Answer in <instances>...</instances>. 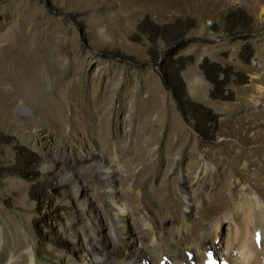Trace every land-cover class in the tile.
<instances>
[{
  "label": "rangeland",
  "instance_id": "374dc122",
  "mask_svg": "<svg viewBox=\"0 0 264 264\" xmlns=\"http://www.w3.org/2000/svg\"><path fill=\"white\" fill-rule=\"evenodd\" d=\"M236 8L251 17L252 32L247 37H230L222 31L223 17ZM145 17L157 24L185 17L196 20V28L188 34L195 39L178 56L188 62L181 76L189 98L218 118L212 141H203L193 130V121L182 117L157 68L149 62L148 41L129 39ZM212 24L220 30L212 32ZM2 50H15L19 57L33 63L31 68H43L44 73L72 71L82 78L81 89L87 100L80 106L82 114L74 125L65 122L58 129L50 120L38 121L36 107L27 101L17 102L15 84L8 79L12 77L5 78L12 70L25 67L0 63V96L6 93L9 98L6 113L0 110V264H109L100 254L92 256L93 247L100 248L101 244L92 246L89 242V237H101L111 251L112 224L119 213L110 199L107 178L98 167L110 165L111 157L102 153L90 156L100 133L84 121L95 125L99 114H110L105 121L111 131H117L124 125L125 115L136 114L133 103L156 101L160 111L153 116L154 124H160L163 118L161 138L154 146L156 165L172 124L188 133L201 164L208 163L207 169H197L189 185H184L183 170L176 171L175 184L167 195L170 210L164 214L165 196L160 197L159 183L153 179L158 167L145 174L139 164L130 173L121 169L115 187L126 205L139 208L138 216L125 224L135 246L150 243L146 220L162 240L170 222L185 211V197L195 206L201 205L202 199L209 200L207 189L194 200L200 177L225 172L235 184L245 183L249 163L264 158V139L253 143L241 137L245 133L253 137L255 129L245 127L262 102L259 87L264 88L260 80L264 73V0H0V55ZM113 51L135 61L109 56ZM205 61L220 69L219 79L224 78L223 70L230 72L223 92L227 99L210 97L212 85L201 67ZM39 89L35 87L34 93L39 94ZM20 114V119L15 118ZM67 114L70 117L72 110ZM110 137L115 142L113 133ZM18 153L27 159L25 171L20 168L25 160L18 158ZM179 159L181 155L176 156ZM165 175L169 184L172 168ZM174 228L167 242L170 251V245H176L181 236L176 235L177 225ZM186 247L184 242L179 250L185 253ZM214 254L221 259L219 251Z\"/></svg>",
  "mask_w": 264,
  "mask_h": 264
},
{
  "label": "bare ground",
  "instance_id": "6f19581e",
  "mask_svg": "<svg viewBox=\"0 0 264 264\" xmlns=\"http://www.w3.org/2000/svg\"><path fill=\"white\" fill-rule=\"evenodd\" d=\"M17 54L19 53L15 50H11L10 53L2 50L0 55L2 64L10 66L13 63L18 69L21 65L25 67L5 74V78L10 75L12 78L8 79L15 84V100L33 104L37 109L38 121L50 120L58 129H62L65 122L74 125L75 120L82 114L79 110L80 106L87 100L81 89L82 78L72 71L56 70L52 73H44L43 68H31L33 63ZM260 80L264 83V73ZM35 87L41 89L39 94L34 93ZM259 88V98L262 102L255 109V118H250L245 127L246 130L254 128L255 132L251 138L247 133L242 134L244 142L257 143L264 139V88L261 86ZM8 100V95L1 93L0 110L4 112L8 110ZM113 100L112 98L111 103ZM133 105L137 108L136 114L125 115L124 125L117 131L114 129L112 132V128L105 121L109 120L110 114L109 117L99 114V123L95 125L93 122L92 125L84 121L86 126L97 129L100 133L98 134L100 141L97 146L94 145V151H91L90 156L94 158L97 153L98 156L102 153L104 157H111L110 165L98 167L111 187L108 191L110 199L119 208V213L112 224L114 245L111 251L106 247L103 238L99 237L95 240L89 237L92 246L101 244L100 248L93 247L92 256L97 258L100 254V257L109 264H264V158L261 157L246 167L248 176L245 183L235 184L225 172L200 177V181L196 182L194 200L201 198L202 189L209 191V200L202 199L201 205L195 206L191 198L185 197L183 201L185 211L179 219L175 218L170 222L162 240L159 239L154 225L146 220L145 222L148 221L146 231L149 236L151 235L150 243L147 246L132 244V238L125 231V224L130 218L138 216L139 208L126 205L120 191L115 187L117 174L121 173V169L124 168L130 173L139 164L143 165L142 173L145 174L151 173L158 167V174L153 179L159 183L160 197L165 196L161 211L164 214L170 210L167 195L171 186L175 184L176 171L183 170L184 185H189L198 168L202 170L208 168V163L205 161L201 164L194 149L191 148L188 133L185 135L178 129L179 126L173 124H168L169 131L165 135L164 145L160 148L158 165H156L154 146L161 138L163 118L160 124H154L153 116L160 111V107L156 101L150 99L135 102ZM69 109L72 110L70 117L67 114ZM20 117L21 114L15 116L19 119ZM32 122L34 123L33 120ZM112 133L115 142L110 137ZM177 155H181V159L176 160ZM171 168L173 175L168 184L165 174ZM176 225V235L181 236L176 245H170L172 247L170 251L167 249L169 247L167 242L175 233ZM184 242L187 247L186 252L182 253L179 247ZM215 250L221 253V259L214 254Z\"/></svg>",
  "mask_w": 264,
  "mask_h": 264
},
{
  "label": "trees",
  "instance_id": "16d2710c",
  "mask_svg": "<svg viewBox=\"0 0 264 264\" xmlns=\"http://www.w3.org/2000/svg\"><path fill=\"white\" fill-rule=\"evenodd\" d=\"M224 35L230 37H247L252 32V20L247 13L240 8L229 11L222 19ZM196 20L191 17L178 18L172 22L157 24L149 17H145L135 28L129 39L135 42L143 40L149 43L150 63L157 68L164 86L171 92L176 107L185 120L193 121V130L206 142L214 139L217 128V116L209 108L192 101L186 90L185 82L181 76L188 62L178 52L187 47L195 38L188 36L189 32L196 28ZM221 27L212 24L210 30L218 32ZM161 45V49H160ZM109 56L123 61L134 62V58L126 56L119 51L108 53ZM203 75L212 85L211 98H224V87L230 81V72L223 70L224 78H218L215 64H201ZM24 156V157H23ZM24 158L25 164H21L22 171L26 169L27 159L22 153H18V158Z\"/></svg>",
  "mask_w": 264,
  "mask_h": 264
},
{
  "label": "water",
  "instance_id": "95a60500",
  "mask_svg": "<svg viewBox=\"0 0 264 264\" xmlns=\"http://www.w3.org/2000/svg\"><path fill=\"white\" fill-rule=\"evenodd\" d=\"M57 190H54L53 192L55 193Z\"/></svg>",
  "mask_w": 264,
  "mask_h": 264
}]
</instances>
